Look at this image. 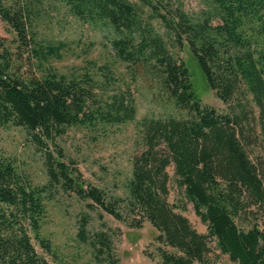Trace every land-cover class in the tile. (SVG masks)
Segmentation results:
<instances>
[{"label":"trees","instance_id":"obj_1","mask_svg":"<svg viewBox=\"0 0 264 264\" xmlns=\"http://www.w3.org/2000/svg\"><path fill=\"white\" fill-rule=\"evenodd\" d=\"M205 2L193 16L177 0H0V20L13 33L11 39L0 36V123L23 128L42 152L48 177L32 186L0 152V264H51L33 240L51 253L41 227L45 202L57 191L75 193L87 206L124 220L123 200L87 183L54 143L66 126L98 130L132 121L133 96L129 86L104 96L90 71L61 73L52 67L65 43L41 38L36 20L57 5L101 28L113 57L130 65L133 75L146 74L155 83L151 87L184 113L142 121L147 145L133 157L127 183V214H137L129 225L148 221L157 231L155 240L174 249L159 246L158 264H215L206 261L208 239L235 264H264V227L257 224L264 219V0ZM154 20L179 48L186 44L227 111L196 95L188 67ZM171 186L179 194L174 204L167 201ZM187 202L207 233L197 232L180 212ZM85 226L83 220L77 234L91 246L97 264H119L107 233L89 236Z\"/></svg>","mask_w":264,"mask_h":264},{"label":"rangeland","instance_id":"obj_2","mask_svg":"<svg viewBox=\"0 0 264 264\" xmlns=\"http://www.w3.org/2000/svg\"><path fill=\"white\" fill-rule=\"evenodd\" d=\"M177 2L193 16L206 6L205 0ZM153 25L164 37L173 54L180 57L188 67L193 91L201 101L220 111H227V105L216 98L207 86L186 44L179 48L173 41L172 34L158 20H154ZM36 29L38 35L45 40L65 43L62 58L50 62L58 72L68 73L75 69L90 71L99 80L104 96L105 93L107 95L126 90L129 86L135 107L132 121L101 127L98 130L80 125L66 126L64 132L55 137L54 143L62 148L65 160L74 162L87 183L101 188L108 198L119 197L123 200L119 207L124 214V220H118L96 206H87L89 201L79 199L75 193L57 191L53 198L45 202L46 211L41 227V236L49 239L51 253L56 254V257L43 251L36 240H33L36 250L51 264H56L55 258L67 264H97L91 246L83 242L77 234L80 223L85 220L87 235L91 236L99 230L107 233L119 264H158L159 246L164 250L174 249L155 240L157 231L148 221L144 220L138 228L129 225L131 216L137 218V214L130 211L127 214L130 196L127 183L131 177L133 157L146 149L147 145L142 121L145 118L178 117L184 113L165 101L155 85L151 87L155 83L146 74L140 72L133 75L130 65L113 57L108 39L101 28L80 21L65 6L47 8V12L37 18ZM0 36L7 39L13 36L2 20ZM0 152L15 163L32 186L47 182L43 154L29 141L23 128L0 123ZM167 170L172 174L171 166ZM178 198L176 188L171 186L167 196L168 203H177ZM255 209L256 206L251 205V210ZM180 212L197 232L207 233L206 225L195 214L190 202ZM263 220L260 218L257 221L261 228L264 227ZM208 246L210 249L206 255L207 262L235 264L217 249L214 241L208 239Z\"/></svg>","mask_w":264,"mask_h":264}]
</instances>
